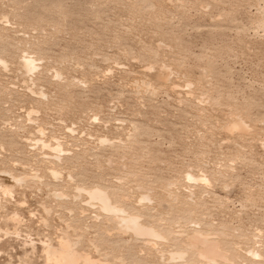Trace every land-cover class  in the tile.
Instances as JSON below:
<instances>
[{"label":"rangeland","instance_id":"1","mask_svg":"<svg viewBox=\"0 0 264 264\" xmlns=\"http://www.w3.org/2000/svg\"><path fill=\"white\" fill-rule=\"evenodd\" d=\"M4 172L40 181L0 204V264H45L42 243L65 235L111 264H166L200 230L229 264H262L264 0H0ZM95 188L167 242L153 250L72 199Z\"/></svg>","mask_w":264,"mask_h":264},{"label":"bare ground","instance_id":"2","mask_svg":"<svg viewBox=\"0 0 264 264\" xmlns=\"http://www.w3.org/2000/svg\"><path fill=\"white\" fill-rule=\"evenodd\" d=\"M23 64H24L23 66H24L25 71L27 73H30V74L34 73L36 71V69L38 68L37 65L35 64V60H33L31 58H25ZM39 143H41V148H43V150L45 148H50V147H47L42 142H39ZM34 146L36 147V144ZM34 146H32V147L34 148ZM50 149H49V151L47 149H45V150H47L48 152H54L55 156L52 155V158H54L56 161H61V154L63 152L61 145L59 143H57L56 146L51 147ZM48 158H49V156H48ZM57 176H58V174L55 171L51 172V177L57 178ZM188 177H190V178H188ZM188 177H187L188 180L194 181L193 183L197 182L199 184V182H201V183L204 182L203 180H200V181L197 180L199 177L197 179L194 177L192 178V176H189V175H188ZM202 178L203 177H201V179ZM36 179H38V182L40 181L37 175H34V177L28 178L25 176L24 177H22V176L21 177H15L14 175L9 174V173H5V172L0 173V204L4 199L9 200L10 198H12L16 188L23 187L24 185H26V183L29 180L35 181ZM203 179L205 180V178H203ZM55 181H56V179H55ZM70 182H72V179ZM204 183L207 184L208 182H206V180H205ZM202 186H204V185H202ZM82 195L83 196L85 195V197H84L86 199L85 205L87 207H89L88 210L91 207L96 205L98 207L100 213L104 214L107 218H111L112 220L117 222L116 224H118V227H116V226L115 227L118 228L119 230L118 229L114 230L115 227L113 226L114 228L113 227L112 228H113L114 232L118 231V233H120L124 236L125 235L126 236L131 235L135 239H138V240L141 239V241L143 240L142 242L146 241L144 244L150 245L151 247L154 248V249L152 248L153 250H155V248H156V250H158L161 247V245H163L167 242L166 233H164L166 235V237H165V235H163V233H161V231L159 232L155 228L144 225L141 222V218H139L137 216H132L128 212H126V210H124L123 208L118 207L117 205H114L112 203L113 201L110 200V197L104 191H102L100 189H96V188H95V190L88 191V192L87 191L82 192L81 190H77L76 195H74V197L72 196V199L80 202ZM52 196L61 202L67 200V197L62 193L54 194ZM21 204H23V203H21ZM81 206H83V205H81ZM1 208L2 207L0 206V209ZM48 210L49 209L42 208V211L44 213V215H43L44 217L49 216L51 210H49V211ZM92 210H93V208H92ZM11 218H12V216H11ZM107 218H105V219H107ZM13 219L15 221H17L19 219L17 214H14ZM39 221H40V223L42 222L41 225L45 226L43 223H46V220L43 217ZM114 221H113V223H114ZM106 223L108 224V222H106ZM113 223H111V224L113 225ZM195 227H197V226L195 225ZM203 227H205V226L203 225ZM3 231L0 228V233L2 232L4 234L3 236L7 235L8 232L6 233V231L5 232H3ZM176 231H178V230H176ZM200 231H202V230H200ZM200 231H193L191 234L185 235L184 242H182L183 243L182 244L183 249L170 252L167 255L168 258L166 259V261L164 263H166V264H187L190 255H194L196 257L198 264H229V263H231V261L228 257V254H227L228 251L227 252H225V250L223 251L221 249L220 244L216 240H213L215 238L211 239L209 236H207V235L205 236V231H203L204 234H203V232L201 233ZM177 234H179V233H177ZM181 236H183V235H181ZM79 238H81V237H78L77 239L74 240V239L70 238L69 236L65 235L63 237L60 236L59 239L55 243H52L50 240H48L45 243H42V251H41L42 253H40V254H42V256L44 258V263L45 264H111L109 262V258H110L109 255H111V254H109V253H108L109 255L104 254L102 257H100L101 252L95 246H91L92 248H94L92 251L86 252L80 248V240L81 239H79ZM133 238H132V240H133ZM120 241H123V240H120ZM170 241H171V239H170ZM119 243H121V242H119ZM173 243H177V241L173 242ZM90 244L92 245V243H89V245ZM142 245H143V243H142ZM175 245H177V244H175ZM23 247L24 248L28 247L30 249V253H28L27 256H30V257L35 256L36 249L34 248L33 244L28 245L27 243H24ZM159 253H160V255H158V257L160 256V259H161V255L164 253H162V254H161V252H159ZM253 253H254V251H253ZM96 255H98V257ZM25 256H26V253H25ZM192 257L193 256H191V258ZM195 257H194V259H195ZM247 258H252L254 261L258 262V261H260L261 256L258 253H256V254L254 253L252 255V257H247ZM120 259L121 258L118 259L119 263H120ZM246 261L248 262L249 260H246ZM160 262H162V259ZM191 262H190V264H191ZM263 263L264 262H262V264ZM23 264H28V263L23 262ZM120 264H123L122 261ZM234 264H236L235 261H234ZM243 264H245V261Z\"/></svg>","mask_w":264,"mask_h":264}]
</instances>
